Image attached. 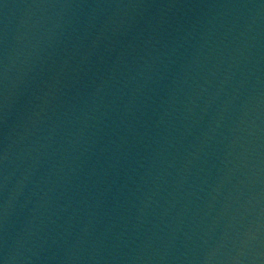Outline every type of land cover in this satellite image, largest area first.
Segmentation results:
<instances>
[{
	"label": "water",
	"instance_id": "obj_1",
	"mask_svg": "<svg viewBox=\"0 0 264 264\" xmlns=\"http://www.w3.org/2000/svg\"><path fill=\"white\" fill-rule=\"evenodd\" d=\"M0 264H264V0H0Z\"/></svg>",
	"mask_w": 264,
	"mask_h": 264
}]
</instances>
